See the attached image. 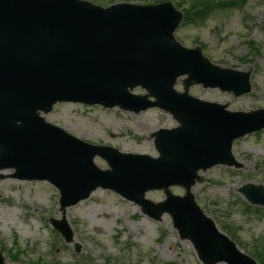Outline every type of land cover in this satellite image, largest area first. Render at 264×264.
Segmentation results:
<instances>
[{"label":"water","instance_id":"1","mask_svg":"<svg viewBox=\"0 0 264 264\" xmlns=\"http://www.w3.org/2000/svg\"><path fill=\"white\" fill-rule=\"evenodd\" d=\"M180 17L167 3L101 8L82 0H53L35 13L27 5L11 7L5 45L13 69L9 82H0V170L14 168L13 177L49 180L60 189L62 207L88 197L98 186L112 188L154 218L168 212L180 237L193 243L205 264H254L216 231L189 190L201 180L199 168L240 166L230 153L231 143L263 128L264 110L231 113L187 94L192 82L243 94L250 89L249 72L219 68L198 49L174 41ZM185 73V92L177 93L172 86ZM136 85L146 88L155 101L130 94L128 89ZM62 100L134 111L159 106L180 126L155 133L160 153L156 159L119 154L83 143L39 116V110L48 112ZM97 154L110 170L92 163ZM171 184L184 186L186 195L173 196ZM156 187L164 188L167 198L153 204L144 193ZM240 192L252 203L264 204L261 185H246ZM54 224L70 239L63 221Z\"/></svg>","mask_w":264,"mask_h":264},{"label":"rangeland","instance_id":"2","mask_svg":"<svg viewBox=\"0 0 264 264\" xmlns=\"http://www.w3.org/2000/svg\"><path fill=\"white\" fill-rule=\"evenodd\" d=\"M87 1L106 6L111 0ZM181 1V11H206V15L180 25L175 31L177 40L187 47L202 44L204 54L218 66L252 69V90L243 96L233 97L231 93L200 85L190 86L189 94L227 104L231 111L264 108V1L244 0L222 8L215 6L216 0ZM248 41L259 49L258 55L251 53ZM182 79L175 84L178 91L182 90ZM133 93L145 91L137 87ZM45 119L89 143L153 157L157 152L152 133L177 126L173 117L159 108L133 113L118 107L106 109L77 103L57 104ZM232 153L242 168L217 165L199 171L204 181L196 183L191 191L218 228L232 232L243 246L236 243L241 250L249 255L257 251L259 258L264 259V215L252 207L245 208L249 203L238 192L246 183L264 186V130L235 140ZM93 160L100 168H107L100 157ZM170 190L178 195L184 193L179 186H171ZM145 196L158 202L164 198V192L149 190ZM58 197L56 188L45 180L0 178V252L6 264H201L191 243L179 239L168 214L155 221L143 215L138 205L99 188L87 199L65 209V219L74 232L73 241L66 243L48 224L52 217L63 216ZM76 245L79 252L74 251Z\"/></svg>","mask_w":264,"mask_h":264}]
</instances>
